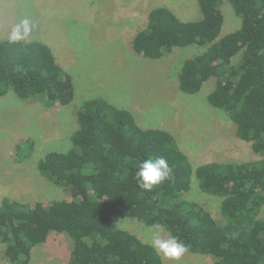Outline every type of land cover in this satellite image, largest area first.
I'll use <instances>...</instances> for the list:
<instances>
[{"label":"trees","instance_id":"1","mask_svg":"<svg viewBox=\"0 0 264 264\" xmlns=\"http://www.w3.org/2000/svg\"><path fill=\"white\" fill-rule=\"evenodd\" d=\"M227 1L240 25L221 38L223 0H197L202 14L197 20L183 21L163 5L152 8L132 46L152 60L176 47H203L181 62L179 86L194 94L214 77L208 102L227 114L236 136L250 142L259 159L209 162L193 170L169 133L140 127L128 110L104 97L85 99L76 112L72 148L50 151L37 162L38 172L70 191V199L30 204L3 198L0 203V244L9 264H29L32 248L46 242L51 231L72 240L68 264H162L150 242L117 225L115 219L126 216L162 227L187 251L210 255V264H264V218L259 216L264 206V0ZM71 88V77L47 44L0 40V97L12 91L45 107L68 105ZM25 143L30 151L33 143ZM161 156L173 178L145 191L136 180L138 166ZM192 173L202 192L221 198L223 222L183 196Z\"/></svg>","mask_w":264,"mask_h":264},{"label":"rangeland","instance_id":"2","mask_svg":"<svg viewBox=\"0 0 264 264\" xmlns=\"http://www.w3.org/2000/svg\"><path fill=\"white\" fill-rule=\"evenodd\" d=\"M161 5L183 21L202 17L197 0H0V40L28 21L30 32L24 40L50 47L56 62L71 77L73 93L68 105L52 107L23 101L12 91L0 97V203L3 198L30 204L70 199V191L38 172L37 162L50 151L72 148L77 109L93 96L128 110L142 128H159L172 135L193 170L209 162L259 159L251 143L236 136V125L227 114L208 102L207 95L216 85L214 77L194 94L179 86L181 62L201 53L203 47H176L156 60L133 48L132 39L146 25L149 11ZM220 9L224 22L219 38L240 25L229 1L223 0ZM26 140L33 143L30 151ZM190 180L185 199L200 203L223 222L221 198L202 192L194 173ZM259 216L264 218V206ZM115 220L150 243L157 233L168 235L162 227L147 226L133 217ZM72 246L66 233L51 231L46 242L32 248L29 264H68ZM160 256L162 264H210L212 258L189 251L179 261ZM0 264H9L1 244Z\"/></svg>","mask_w":264,"mask_h":264},{"label":"clouds","instance_id":"3","mask_svg":"<svg viewBox=\"0 0 264 264\" xmlns=\"http://www.w3.org/2000/svg\"><path fill=\"white\" fill-rule=\"evenodd\" d=\"M30 32L29 22L23 21L16 25L8 37L10 43L24 40ZM173 178V169L164 157L148 158L140 162L136 172V180L139 187L145 191H151L155 186L165 180ZM163 229L161 230V232ZM151 246L162 254L165 258L179 261L183 254L188 250V246L177 236L171 234L154 235Z\"/></svg>","mask_w":264,"mask_h":264}]
</instances>
